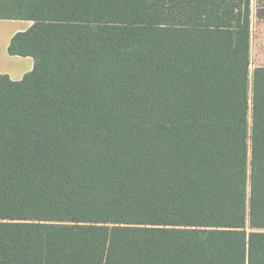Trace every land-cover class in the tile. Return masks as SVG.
<instances>
[{
  "label": "trees",
  "instance_id": "trees-1",
  "mask_svg": "<svg viewBox=\"0 0 264 264\" xmlns=\"http://www.w3.org/2000/svg\"><path fill=\"white\" fill-rule=\"evenodd\" d=\"M251 1L0 0V264H264Z\"/></svg>",
  "mask_w": 264,
  "mask_h": 264
},
{
  "label": "crops",
  "instance_id": "crops-1",
  "mask_svg": "<svg viewBox=\"0 0 264 264\" xmlns=\"http://www.w3.org/2000/svg\"><path fill=\"white\" fill-rule=\"evenodd\" d=\"M31 25L29 21L0 20V74L7 75L12 81L21 80L33 68L30 57H11L7 54L10 39L16 33L26 31Z\"/></svg>",
  "mask_w": 264,
  "mask_h": 264
},
{
  "label": "rangeland",
  "instance_id": "rangeland-1",
  "mask_svg": "<svg viewBox=\"0 0 264 264\" xmlns=\"http://www.w3.org/2000/svg\"><path fill=\"white\" fill-rule=\"evenodd\" d=\"M259 0L252 1L250 60L251 71L256 67L264 66V21H258L254 14Z\"/></svg>",
  "mask_w": 264,
  "mask_h": 264
}]
</instances>
